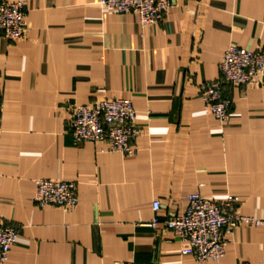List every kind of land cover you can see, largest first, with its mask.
Here are the masks:
<instances>
[{
  "label": "crops",
  "instance_id": "0c3cea01",
  "mask_svg": "<svg viewBox=\"0 0 264 264\" xmlns=\"http://www.w3.org/2000/svg\"><path fill=\"white\" fill-rule=\"evenodd\" d=\"M100 2L27 0L26 38L0 34V223L20 231L3 264H200L146 225L154 202L163 222L197 193L264 217V77L226 87L228 122L201 98L231 45L264 53V0H172L147 27ZM103 99L132 101L133 155L75 142L70 108ZM40 179L75 183L77 207L38 208ZM225 239L219 264H264V225Z\"/></svg>",
  "mask_w": 264,
  "mask_h": 264
},
{
  "label": "built area",
  "instance_id": "2783aa9c",
  "mask_svg": "<svg viewBox=\"0 0 264 264\" xmlns=\"http://www.w3.org/2000/svg\"><path fill=\"white\" fill-rule=\"evenodd\" d=\"M101 6L119 14L136 16L142 27L154 25L169 14L172 0H101ZM27 0H0V34L10 42H19L28 32ZM220 78L204 84L201 98L204 108L216 120L228 122L232 101L226 87L248 88L259 84L264 77V53L249 51L231 45L219 64ZM69 125L77 144H102L101 153L131 156L135 150L132 141L141 130L137 124V111L132 101L123 99L96 100L86 105H75L69 110ZM76 184L67 181L40 179L36 182L35 203L40 209L56 206L74 210L78 205ZM239 200L229 196L224 200L207 199L200 194L188 198L185 214L161 221L158 213L161 203L154 202L155 214L146 227L157 230L162 224L175 233L188 247L183 255L196 262L219 264L226 256L225 235L240 226L260 227L263 218H253L238 212ZM18 228L0 223V263L8 260L11 249L17 244ZM249 264V263H240Z\"/></svg>",
  "mask_w": 264,
  "mask_h": 264
}]
</instances>
